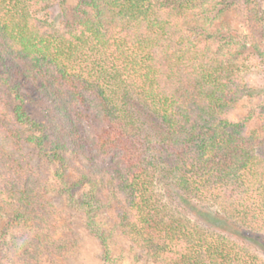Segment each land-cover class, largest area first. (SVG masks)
Instances as JSON below:
<instances>
[{
	"label": "trees",
	"instance_id": "obj_1",
	"mask_svg": "<svg viewBox=\"0 0 264 264\" xmlns=\"http://www.w3.org/2000/svg\"><path fill=\"white\" fill-rule=\"evenodd\" d=\"M55 1L0 0V264L72 249L42 160L108 264L110 203L134 262L264 264V135L231 120L247 44L221 22L249 9L264 70V0Z\"/></svg>",
	"mask_w": 264,
	"mask_h": 264
},
{
	"label": "rangeland",
	"instance_id": "obj_2",
	"mask_svg": "<svg viewBox=\"0 0 264 264\" xmlns=\"http://www.w3.org/2000/svg\"><path fill=\"white\" fill-rule=\"evenodd\" d=\"M61 1V0H60ZM55 1L54 10L56 19L58 21L63 18V11L58 2ZM67 6V17H72V9L78 2V0H65ZM224 22L225 26L235 28L240 32L246 46L241 48L245 49V53L240 57V74L242 76L243 83L246 86L247 94L243 97L242 101L238 105L236 111L230 116L231 120H242L246 116L250 115L251 118L248 123V130L253 136L258 137L264 135V70L259 67L258 61L254 57H247L249 48L256 43L259 47H262V36L259 32L258 25L252 24L250 11L247 7L243 6V3L234 4L231 6V10L227 11L221 18V22ZM255 26V27H254ZM33 116L39 115L37 109L31 110ZM41 167V173L44 179L47 181L48 196L53 200L60 213L59 226L61 228L58 232V238H69L73 243L72 249L62 256L53 255V253L45 254L40 261L32 262H12L6 257L7 264H108L103 258V247L101 241L86 227L85 217L83 214L72 207L64 195L59 193L57 184L52 179L49 181L50 176L57 164H50L45 160L39 162ZM70 180L73 181L76 175L70 174ZM193 208V207H192ZM208 208V207H207ZM200 209V207H199ZM211 217L214 214V209L208 208ZM195 211V209H194ZM201 215V214H199ZM202 216V215H201ZM206 217V216H202ZM207 221L210 219V215L206 217ZM97 221L100 223L106 234L109 235L113 253L116 255L122 254L121 264H152L134 262L132 255L128 251L127 241L113 231L114 225L117 221L116 205L110 203V205L104 207L97 214ZM214 221V220H210ZM264 252V249L262 250ZM3 254V252H0ZM5 258V256H4Z\"/></svg>",
	"mask_w": 264,
	"mask_h": 264
}]
</instances>
